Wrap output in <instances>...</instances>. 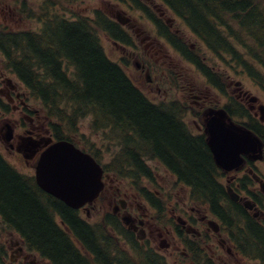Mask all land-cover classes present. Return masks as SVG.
Instances as JSON below:
<instances>
[{"label":"trees","instance_id":"16d2710c","mask_svg":"<svg viewBox=\"0 0 264 264\" xmlns=\"http://www.w3.org/2000/svg\"><path fill=\"white\" fill-rule=\"evenodd\" d=\"M160 1L214 53L230 55L247 66L236 50L237 43L263 65L264 0ZM134 3L143 7L137 0ZM53 5L42 7L38 32L0 30V51L9 71L41 106L55 138L74 142L79 123L90 117V130L102 133L117 148L112 161L104 165L106 172L129 178L153 206L162 208L153 194L140 187L141 181L154 182L146 160L159 161L190 189L192 202L207 206L223 222L232 239L241 242L238 248L243 254L264 264V225L229 199L205 136L192 134L182 120L183 105L152 103L104 53L98 32L130 45L126 33L99 10L93 18L74 15L66 19L51 15ZM165 36L172 41L167 32ZM79 144L100 162L101 154L93 144ZM0 220L28 251L50 264H167L127 234L123 238L130 249L123 251L119 221L113 216L88 224L1 155Z\"/></svg>","mask_w":264,"mask_h":264},{"label":"rangeland","instance_id":"374dc122","mask_svg":"<svg viewBox=\"0 0 264 264\" xmlns=\"http://www.w3.org/2000/svg\"><path fill=\"white\" fill-rule=\"evenodd\" d=\"M44 1L46 0H14V6L16 5V7H14V15H12L11 18L13 20L9 27H4L0 21V30L16 32L36 30L37 27H39L37 20L35 18H25L24 13L20 12V10L25 9L26 13H29V10H32V12L37 13L40 5ZM53 1L57 4L55 12L59 15L64 14L66 16H70L71 14H79V16L82 15L92 17L93 12L95 10H99L113 21L118 18L117 15H120V19L122 20L124 18H128L129 25L123 27V29L131 37L132 46L126 45V49H122L121 43H117L115 45L105 34L98 32L99 41L103 50L111 61L119 63L123 67L133 83L152 103L160 104L174 100L179 105L182 104V107L187 110V113L182 114V119L187 129H190L193 133H199L196 132L195 124L200 125L203 116L199 114L200 112L198 107L191 103L192 99L188 97L187 87L193 84L203 93L209 90L207 93L211 96V99H218L221 101V105L224 100L217 94V92L214 91V89L208 86L207 81L200 70L194 64H191L181 57L169 43L168 45L167 43H164V41H161L162 43L160 44L163 46V53L155 55L151 52V54H148V50L145 48V42H141V40L136 37L135 31L138 30L137 32H143L140 33V38L144 35L150 36L151 38L156 37V29L152 20L156 17H160L161 12L165 13L164 17L166 16L165 19L160 17L164 22L168 18L173 20L172 22L176 27L175 29L178 31V34L185 39L187 47L191 45V50L189 51L193 52L195 56L200 57L198 58L202 60V66L219 75L220 80L218 79L219 82L217 83H220L223 88L226 89L228 94H231L232 90L235 88V84L238 83L243 91H249L251 95L259 97L260 100L264 102V61L262 65L252 56L247 55L243 50L244 47L237 43H235L236 50L240 54L241 59L246 61L245 63L247 66L239 64V62L233 60V57L230 55H225L223 58V55H214V53L210 52L200 40L194 37L182 21L172 15L159 0H138L139 3L146 8V11L137 9L131 0ZM177 38L178 37H175L174 39L177 41ZM243 38L245 42L253 45L252 42L247 40L246 36H243ZM132 54H138L142 60L148 62L154 69L151 76L153 78L152 85L147 86L144 75H142L140 71L135 68ZM123 59L124 61H122ZM141 59L138 58L139 61H141ZM262 59L264 60V55L262 56ZM32 102L40 107L36 101ZM182 107L181 109L184 111ZM11 116L14 121L23 123L22 125L27 124V120L23 115L19 116V114L12 113ZM90 121L91 118L87 117L79 123V130L73 137V140L77 143L86 141L89 145L93 144L94 148L98 149L101 154V165L109 164V162L112 161L117 148L110 144L109 141H106L103 138L102 133L92 132L90 130ZM89 145H87V147ZM0 152L7 162L11 164L19 173L29 176L34 174L31 166L23 165L18 157H12L13 155H10V153L4 149L2 142H0ZM146 164L152 171L154 182L150 183L147 180L141 181L140 187L146 188L150 191V193L160 199L164 208L163 213L160 216H157L149 203L139 195L137 188L129 185L131 184V180L129 178L119 177L116 174L109 173V179L105 182V188L101 193L100 198L95 201V208H93V210H89L88 214L81 213V216L85 219V221L90 224L100 222L106 212L112 211L114 199H123L127 201L128 204L132 202L134 210L136 204H139L143 209L145 207L146 212L149 215L148 219H150L151 222H156L158 224L157 226H160L163 229H171V233L166 236L168 242H170L172 241L170 237L171 234L175 233L174 224H177L176 218L183 217L187 220L192 217V212L189 209L190 207L200 210L202 215H208V219H213L205 205L196 202L190 203L188 188L177 183L175 177L166 167L163 166V164L159 163L157 160L149 159L146 160ZM30 165H32V163ZM220 180L222 183L230 186L234 190V181L226 184V179L224 177ZM183 209L187 212L183 211ZM173 210L179 211L180 216H178L175 211V216L177 217H172ZM250 213L252 214V212ZM213 220L217 221L216 219ZM254 220L257 223H264V221L259 218H254ZM197 231L201 233L204 232L202 238L195 239L194 236L188 235V240L195 241L197 242V245H200L201 252L203 253V260L201 263L194 262L195 257L192 260L184 262L182 260L183 256L179 257L182 255L180 251L174 252L172 248L169 250L159 248L160 240L158 239L154 242L150 239L148 244H150V247L154 251L164 257L167 264H189V262L190 264H205L207 260H211L212 264H260L258 260L250 259L247 255L244 256L241 252L237 251L235 241L228 232L224 231L220 233V236H213L211 232H207L205 230L204 223L200 224ZM3 233L0 232V238L2 244H5L6 246H9L8 242L10 240H14L13 242L16 240L20 241V238L15 234L10 236L6 232ZM220 240H223L224 242L223 249L219 245ZM144 244H146V242L137 243V245L144 247L148 245ZM121 246H123V251H128V248H126L123 243ZM228 248L231 250V254L227 251ZM31 255L35 257L34 264H47L41 258L33 254ZM18 257V253L13 256L14 259ZM204 258L206 261H204ZM20 259L21 258L19 257L18 263L14 264H22L20 263ZM5 264H10L8 255L5 259Z\"/></svg>","mask_w":264,"mask_h":264},{"label":"flooded vegetation","instance_id":"af4514ba","mask_svg":"<svg viewBox=\"0 0 264 264\" xmlns=\"http://www.w3.org/2000/svg\"><path fill=\"white\" fill-rule=\"evenodd\" d=\"M12 15H14V0H0V21L4 27L10 26L13 20L11 19ZM164 15L163 12L160 14L165 19ZM166 21L169 28H172V22L169 20ZM137 31H135L136 37L141 42H145V48L148 50V54H151V52L155 55L163 53V46L160 43H162L161 41L168 43L165 38L159 34L154 38L147 35L140 38V33L143 32ZM122 48L124 49V47ZM132 57L134 58V65L144 75L146 85H152L153 78L151 76L154 70L152 66L141 58H139L141 61L138 60L137 62L136 59L139 56L137 57L135 54H132ZM210 88L214 89L222 97L224 100L222 105L218 99H211V96L207 93L209 90L203 93L193 84L187 87L188 97L192 99L191 103L198 107L199 112L203 111V119L200 125L195 124L196 132L205 135L206 145L209 150V136L206 134V125L212 117L211 113L214 115L216 110L223 108L226 115L224 120L227 125L240 128L258 140V143L254 142L249 146V150H246V153L240 154V158H242L241 164L231 171H222L221 177L226 179V184H229L231 181L235 182L234 190L226 185L225 191L227 196L231 197V190L239 194V198L237 197V200L234 202L239 204L243 210L246 209L252 212L253 217L264 221V102L259 97L251 95L249 91H243L238 83L235 84V88L231 94H228L220 83L217 87L212 83V87L210 86ZM27 96L23 86L6 70L5 59L0 53V142H2L4 149L10 155H13L12 157L20 158L23 165L31 166L34 169L40 153L50 145L47 138H50L51 135L41 123L35 105L31 103ZM12 113L19 114V116L23 115L27 120V124L22 125L23 123L14 121L11 116ZM9 131L11 132V138L9 141H6V135ZM35 142L39 143L36 155L34 158L28 160L25 158L29 154L27 148L30 146V143ZM31 163L32 165H30ZM125 206V209H119L117 200L114 199L112 210L114 217L119 220L122 219V216L129 215L130 217V226L123 227L125 232L130 234L133 239H136L138 243L146 242L148 244L150 239L153 242L157 239L160 240V246L166 244L167 248L165 250L172 248L174 252L180 251L182 255L179 257L183 256L182 260L184 262L189 260V256L184 250H189L191 243H195V241L188 240V235L194 236L195 239L202 238L204 235V232L197 231L201 223H204L205 230L211 232L213 236H220V230H222L221 227L219 228L209 223L208 215H202L200 210L190 207L192 217L187 220L180 217L181 220H178L177 224H174L175 233L170 236L172 241L168 242L166 236L171 233V229H163L157 226L158 224L156 222H151L148 219L149 215L145 207L143 209L139 204H136L134 210L132 202L128 204L127 201ZM93 208H95L94 204L87 208L83 207L77 210V213L88 214L89 210H93ZM246 210L245 213H250L248 211L246 212ZM175 211L173 210L172 217H177L175 216L176 213L180 216V212L176 211L175 213ZM183 211L186 210L183 209ZM0 230L1 233L6 232L10 236L13 235V233L5 230L1 223ZM162 240L165 243L161 242ZM13 241L10 240L8 242L9 246H6L2 244L0 238V264H5L7 255L10 264L18 263L19 257L21 258L20 263L22 264H34L35 257L26 252L23 242L21 240ZM223 243V240L219 241L222 249L224 248ZM148 245L150 246V244ZM227 251L230 252L229 249ZM17 253L19 257L14 259L13 256ZM209 262L212 263L211 261Z\"/></svg>","mask_w":264,"mask_h":264},{"label":"water","instance_id":"95a60500","mask_svg":"<svg viewBox=\"0 0 264 264\" xmlns=\"http://www.w3.org/2000/svg\"><path fill=\"white\" fill-rule=\"evenodd\" d=\"M225 117L223 111L214 113L206 125V133L216 165L231 171L241 164L240 154L246 153L249 146L258 141L250 133L227 125ZM7 138H10V134ZM30 153L31 157L34 156L35 146ZM102 175L103 169L90 155L65 140L52 144L44 151L35 168L39 188L73 209L92 203L99 196L104 185ZM231 197L237 199L233 194ZM123 220L127 222L126 218Z\"/></svg>","mask_w":264,"mask_h":264}]
</instances>
